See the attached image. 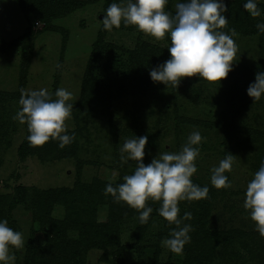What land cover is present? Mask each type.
Segmentation results:
<instances>
[{"label":"rangeland","instance_id":"374dc122","mask_svg":"<svg viewBox=\"0 0 264 264\" xmlns=\"http://www.w3.org/2000/svg\"><path fill=\"white\" fill-rule=\"evenodd\" d=\"M83 1L76 9L46 22L25 13L16 0H0V91L21 95V89L46 88L51 93L58 88L69 90L72 97L68 102L73 103V110L65 123L68 134L75 133L62 157L43 156L42 147L39 150L42 156L20 157L17 148L26 135V125L12 118L20 107L19 97L0 102V196L6 198L19 184L43 190L72 188L76 181L86 183L94 178L108 183L116 181L118 170L131 174L136 167L132 159L121 163L120 147L125 139L147 135L143 157L147 164L160 152L179 151L188 135L198 130L203 140L195 161L197 171L191 179L195 184L208 185L209 192L206 198L179 201V216L190 212L193 217L194 211L200 208L202 213L206 211L210 227L224 231L238 229L245 233V238L238 236L239 239L256 235L257 240L260 234L243 205L246 185L264 159V96L259 100L242 96L239 102L232 97L228 99L221 88L232 83L228 75L218 82L202 79L203 86L199 88L205 92L200 98L186 89L176 95L148 91L135 97L114 98L111 106L112 92L108 95L107 92L118 85V77L112 70L122 72L137 37L160 47L168 46L167 39L166 36L157 39L138 31L135 25L123 23L110 31L103 29L104 11L109 4L120 0ZM175 3L176 0H168L166 10L174 12ZM258 6L261 16L252 18L254 28L258 21H264V0H258ZM235 31L238 51L231 71L240 72L235 84L240 93L254 81L256 72L264 71V34ZM24 33L30 34L31 52L27 61L22 43L13 42ZM101 37L106 44H112L111 50L98 59V66L91 69V78L85 79L92 46ZM91 80L96 85L94 97L90 98L86 97L84 87ZM229 154L235 156L231 171L225 173L231 186L218 189L210 183V170ZM150 202L160 207L159 201L149 198L146 203ZM75 206L77 212L69 215L83 231L109 224L108 208L104 204L100 203L94 210L90 205L85 209L84 203ZM64 210L63 204H56L49 217L53 220L63 218ZM11 218L14 221L11 227L17 228L25 241L22 248L10 247V254L15 256L14 264L23 263L29 248L38 250V259L49 261L51 251L44 238V228L34 220L32 211L25 205H18L12 210ZM137 224L138 216H132L123 219L118 226L120 243L128 246L125 250L117 252L112 245L104 249L90 248L84 264L180 263L179 254L162 244L165 239L160 234L162 220H152L139 234ZM62 233L76 237L77 228H67ZM260 237L263 245L259 257H249L245 249H238L235 241L228 249L229 261L242 264L246 257V264H264V237Z\"/></svg>","mask_w":264,"mask_h":264},{"label":"clouds","instance_id":"9594fccd","mask_svg":"<svg viewBox=\"0 0 264 264\" xmlns=\"http://www.w3.org/2000/svg\"><path fill=\"white\" fill-rule=\"evenodd\" d=\"M168 0H120L109 4L101 19L102 27L112 30L124 25H135L138 31L162 39L170 40L167 46L169 58L153 66L149 76L154 82L177 85L180 78L198 74L206 81H220L232 70L236 60L238 45L234 40L235 29L223 31L228 19L225 16L227 5L224 0H176L174 12L166 10ZM243 8L252 17L261 16L258 0H245ZM256 28L264 33V21H258ZM59 67V65H57ZM20 105L12 117L27 124L26 137L30 145H43L57 140L58 147L64 148L72 143L75 133L67 132L65 121L71 117L73 103H69L72 93L65 88H58L54 93L46 88L20 90ZM246 93L253 100L264 96V71L255 73ZM53 96L55 98H53ZM147 135L125 139L120 147L121 163L129 159L136 161L131 174L123 176V182H109L105 193L111 194L117 202L123 201L139 212V222L147 223L152 207L146 201H159L158 214L176 227L162 244L170 251L181 254L184 245L190 242L189 233L192 225L183 223L191 219L190 212L180 217L178 202L206 198L208 185L193 183L191 177L197 171L195 163L200 153L203 137L196 130L191 132L179 151H163L145 164V145ZM235 156L226 155L220 159L211 171L210 183L216 188H227L231 181L225 175L231 171ZM244 208L254 222L255 230L264 237V159L258 170L253 173L244 193ZM23 234L8 224L7 219H0V264H14L15 256L10 254V247L24 246Z\"/></svg>","mask_w":264,"mask_h":264},{"label":"trees","instance_id":"16d2710c","mask_svg":"<svg viewBox=\"0 0 264 264\" xmlns=\"http://www.w3.org/2000/svg\"><path fill=\"white\" fill-rule=\"evenodd\" d=\"M25 13H29L34 17H37L43 21H50L52 18L70 12L77 7L81 6L83 0H16ZM227 5V11L224 13L228 19V23L223 31L228 32L230 29H237L244 33H262L252 23V16L247 10H242L245 0H224ZM264 34V33H263ZM30 34L24 33L13 42L22 43L25 61L28 60L30 54ZM168 45L170 40L167 38ZM112 44L103 41V37L99 41H96L92 46L89 68L84 72L85 79L91 78V69L97 65L98 59L103 55L109 53ZM169 58V52L167 46L160 47L146 43L140 37H137L136 45L133 49L129 50L127 62L123 65L122 72H118L117 69H113L112 72L117 75V87L107 92V95L111 93L113 106V99L124 97V95H130L135 97L142 92L158 93L162 95L165 91L174 93L183 90H188L191 94H195L197 98L203 96L204 89L202 87V78L199 75L193 74L192 76H185L180 78L179 83L175 86L171 82L166 84L161 82H154L149 76V70L159 63ZM98 66V65H97ZM98 68V67H96ZM232 78V83L228 86L223 85L221 88L225 97L229 99L234 98L235 101H241L242 96H248L246 91L239 92L236 87V83L239 79L240 72L230 71L228 73ZM227 75V76H228ZM197 83V84H196ZM96 82L91 80L89 84L84 87L86 97H94L93 91ZM98 85V84H97ZM105 95V97L107 96ZM19 97L17 93L0 91V102L7 101L9 98ZM103 96V94H102ZM229 123V121L227 122ZM225 123V125L227 124ZM26 125V135L17 148V153L20 157H25L28 154H36L38 156H46L47 154H54L57 157L66 155L68 150L67 145L64 148L58 147V141L50 139L43 145L33 146L30 145L26 137L29 134ZM42 147V155L39 150ZM120 169V168H119ZM118 178L116 181H111L113 185L122 183L123 176L126 175L123 171L118 170ZM108 182L99 181L94 178L90 182H78L76 181L72 188L60 187V188H48V189H36L33 187H26L22 184L16 185L13 188L11 194L6 198L0 196V219H7L8 224L14 223L11 218L12 210L18 205L27 206L33 213L34 220L42 224L44 238L48 244V250L50 256L49 261L44 262L43 259H38L36 256L39 254L37 249H26L25 256L22 264H84L85 255L90 248H107L108 245H112L117 249V252L125 250L128 246L120 243L119 230L120 223L123 219L138 216L137 233L139 234L143 227L152 223V220H162L163 230L160 231L161 237H168L170 230L176 227L175 224H170L167 220L158 214L159 208L153 202L146 203L152 207L153 211L149 216L147 223L141 224L139 222V212L137 209L130 207L127 203L120 201L117 202L113 199L111 194H106L104 189ZM8 199V201H6ZM63 204L64 211L67 213L63 218H57L53 220L49 217V212L55 207L56 204ZM78 203H84L85 209L88 205L92 207V210L101 203L108 208L107 219L109 224L91 228L83 231L80 225L76 223V219L69 214L77 212ZM202 208V205L200 206ZM198 209V208H197ZM193 219H186L183 223L192 225V231L189 233L191 240L186 243L183 248V252L179 254V264H232L230 260V253L228 249L236 241L237 247L245 249L249 253V257H259V251L262 242H259L260 236H250V239L245 238L244 232L238 229H226L212 228L207 221L208 215L204 210L194 211ZM140 225L141 227H139ZM12 228V227H11ZM68 230H75L77 228V236L70 237L62 232ZM75 228V229H73ZM56 229V230H55ZM14 230L19 231L17 228ZM259 237V238H258ZM114 248V250H115ZM54 250V251H53ZM177 254V253H176ZM227 255V256H226ZM221 257V258H220ZM48 262V263H46ZM242 264L247 263V258H243ZM262 262V261H261ZM250 264V263H249Z\"/></svg>","mask_w":264,"mask_h":264}]
</instances>
